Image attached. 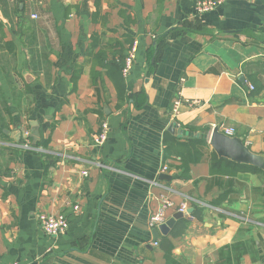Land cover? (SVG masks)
<instances>
[{"label":"crops","instance_id":"crops-1","mask_svg":"<svg viewBox=\"0 0 264 264\" xmlns=\"http://www.w3.org/2000/svg\"><path fill=\"white\" fill-rule=\"evenodd\" d=\"M197 1L0 0V264H165L170 233L155 240L149 224L165 197L167 220L188 207L176 261L264 264V171L210 144L231 127L264 155V90L248 85L264 83V6L224 0L199 14ZM186 22L198 25L157 55L158 37ZM135 40L122 100L107 65ZM194 137L204 156L184 178L165 142ZM226 191L230 202L211 204ZM41 212L65 213L67 232L47 235Z\"/></svg>","mask_w":264,"mask_h":264},{"label":"trees","instance_id":"trees-1","mask_svg":"<svg viewBox=\"0 0 264 264\" xmlns=\"http://www.w3.org/2000/svg\"><path fill=\"white\" fill-rule=\"evenodd\" d=\"M259 1L264 6V0H259ZM195 25H198V24L192 25L191 22H186L184 27H187V28H181V27L177 28L176 27V28L171 29V31L168 34L158 37V39L156 40L157 55L160 51V48L166 44L167 39L180 37V36L188 33L189 29L195 30L196 29ZM259 39L261 41H264V36H262ZM124 59H125V57L122 58V60L119 64H108L107 65V67L109 68V73L112 76V78L114 79L116 86L118 87V92H119V95H120L122 100L124 97L123 88L125 87V85H124V78L125 77L122 73V68L124 65ZM111 72L113 74H111ZM250 79L254 83V90L252 91V93L254 95L260 94L264 90V83L258 77V74L251 75ZM143 94L145 96L144 91H143ZM168 141H170V142H168ZM168 141L165 142V144H166V149H165L166 157H170L173 153L180 156L181 163L179 165H176L175 167L182 170V173H181L182 177H184V178L190 177V175H191L190 174L191 164L199 162L204 156V153H203L201 147L205 144V140H203L201 138L194 137V138H190L187 142H180L177 139L168 140ZM214 157L217 158V156L215 154H214ZM222 162H224V159H222ZM233 163H236V162H233ZM217 164H218L217 162H213V164H212V171L213 172L218 173L221 171V172H225V173H230L231 175H236V173H237L236 169L233 170V168H232L230 170V169H228L229 167H226L225 169H219L223 166L224 163L221 165V167H218ZM236 164H238V163H236ZM236 164H234V166L243 167V166L236 165ZM244 165H247V164H244ZM247 166H249V165H247ZM249 167L255 168L253 170L258 172V173H261V172L263 173V171H264L263 169L254 167L252 165H250ZM229 195H230V192L226 191V192L222 193L218 198L213 200V202L211 204L214 206L221 207V206H223V204L226 201L230 202L231 199H229V197H230ZM204 210H205V207L200 206L198 204H195V210L192 213V215L195 218H201ZM189 225H190V219L189 218H186V217L180 218L177 221V223L175 224V226L172 228L170 235L163 237L162 240L160 241V246L164 250V254L166 257V263L165 264H183V263L176 261L174 259L175 244L173 243L172 239L182 237L186 233Z\"/></svg>","mask_w":264,"mask_h":264},{"label":"built area","instance_id":"built-area-1","mask_svg":"<svg viewBox=\"0 0 264 264\" xmlns=\"http://www.w3.org/2000/svg\"><path fill=\"white\" fill-rule=\"evenodd\" d=\"M224 0H198L196 2V7L195 10L197 13H204L209 10H212L220 5H222ZM138 46L139 42L138 40H135L131 47L130 50L127 54V56L124 59V65L122 68V73L124 77L128 76L129 73L131 72L133 68V64L135 62L137 52H138ZM251 90H254V85L252 83L248 84ZM110 132V125L108 121H104L101 125V129L98 133V136L96 137L97 142L100 144H103L106 139L108 138ZM223 132H225L227 135L234 136L235 135V129L234 128H224ZM24 146L27 148H33V146H30L27 142L24 143ZM164 171H168L169 167L165 165L163 167ZM88 171H84L83 174H87ZM172 201L168 198L165 197L162 200V205L159 209L158 212L152 214L149 219V224L152 228H157L159 225L162 223L166 222L167 218L165 215L166 210L172 205ZM79 206H75V210H77ZM187 203H183L179 210L183 213L187 212ZM39 221L42 226L43 231L51 236V237H58L61 234H64L67 232L69 228V221L68 217L65 213H57V214H52L49 212H41L39 214ZM157 244V243H156Z\"/></svg>","mask_w":264,"mask_h":264},{"label":"water","instance_id":"water-1","mask_svg":"<svg viewBox=\"0 0 264 264\" xmlns=\"http://www.w3.org/2000/svg\"><path fill=\"white\" fill-rule=\"evenodd\" d=\"M36 134L38 135V132H36ZM210 144L220 157H226L237 163L248 164L264 169V155L254 153L244 143L241 137L227 135L225 132L221 131L218 126H216L212 132ZM192 212L193 208H190L188 213ZM182 217H184V213L179 211L174 214L173 217L166 220V222L155 228L153 230L154 239L157 240L160 233L165 235L169 234L177 220Z\"/></svg>","mask_w":264,"mask_h":264},{"label":"rangeland","instance_id":"rangeland-1","mask_svg":"<svg viewBox=\"0 0 264 264\" xmlns=\"http://www.w3.org/2000/svg\"><path fill=\"white\" fill-rule=\"evenodd\" d=\"M226 128V127H225Z\"/></svg>","mask_w":264,"mask_h":264}]
</instances>
